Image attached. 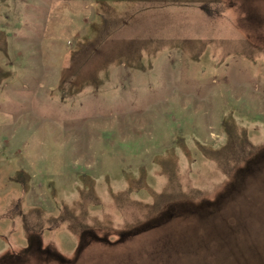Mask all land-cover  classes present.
I'll return each mask as SVG.
<instances>
[{
    "label": "rangeland",
    "instance_id": "1",
    "mask_svg": "<svg viewBox=\"0 0 264 264\" xmlns=\"http://www.w3.org/2000/svg\"><path fill=\"white\" fill-rule=\"evenodd\" d=\"M263 151L264 0H0V264H264Z\"/></svg>",
    "mask_w": 264,
    "mask_h": 264
},
{
    "label": "water",
    "instance_id": "2",
    "mask_svg": "<svg viewBox=\"0 0 264 264\" xmlns=\"http://www.w3.org/2000/svg\"><path fill=\"white\" fill-rule=\"evenodd\" d=\"M233 186V184L231 185ZM223 196V194L219 195V197ZM219 200L217 199L215 202H210V201H202L200 203H197L195 204L196 208L198 209H203L206 205V206H213V205H216L218 206ZM206 208V207H205ZM199 219H201L199 217ZM191 220H194L195 222L191 225L192 229H195V232L194 234H188L189 236V241L187 243L188 246L183 245L182 242H183V235H179L180 232L176 233L175 234V237L174 238H178L177 241L178 243H176V247H175V250L174 252L175 253H178V249H180L182 252L184 251V249L186 250L187 253H189V247L191 245H196V246H193V248L195 249H198L199 247L201 246H205L208 245V243L211 245V250L209 251L210 253H220L222 254L220 258H223L225 260V264H252V262H250V260L248 261L249 263L246 262V260H241V256L239 257L238 254L235 252V249L234 246H237V245H234L233 242H236L238 241L240 243V239H241V230L240 229H232L230 230L231 232V238L228 237V229L226 230V228L228 227V223L226 222V227H225V224H223L222 222L221 223H216L215 225L217 226L216 228L215 227H212L210 224H203L202 222V219L201 220H198L197 218H193ZM237 222V221H236ZM180 234H183V233H180ZM225 242L227 243H230L231 247H230V252H227V253H224L222 252L223 248L225 247ZM205 243V244H204ZM180 247H183V248H180ZM207 250L205 251L208 252V248H206ZM199 250H202V248H200ZM157 253V252H156ZM212 257V256H211ZM240 260H239V259ZM213 261V260H211ZM214 262H217V261H214Z\"/></svg>",
    "mask_w": 264,
    "mask_h": 264
},
{
    "label": "flooded vegetation",
    "instance_id": "3",
    "mask_svg": "<svg viewBox=\"0 0 264 264\" xmlns=\"http://www.w3.org/2000/svg\"><path fill=\"white\" fill-rule=\"evenodd\" d=\"M263 156H264V151L261 154V157H263ZM249 170H250V167H249ZM247 171H248V169H247ZM240 178L241 177H239L235 181V184L240 187V189H239L238 192H241L242 191V184L239 183ZM182 206H183L182 208L185 209L184 210L185 212L178 213L176 216L174 215L173 220L175 219L177 221H183V225L189 226V229H184L187 232H188V230L189 231L192 230L191 225L195 222L194 220H191L193 218H197L198 220H201L202 219L203 224H206L207 223V224H210L212 227H215V228L217 227L215 225L216 223H221L222 222L223 224H225V218H227V215L225 214V212L223 211V209H221L222 207H220L221 210L216 211L217 213H215L214 207L211 208V206L208 207V206L204 205L206 208L204 207L201 210L198 209V208H196L195 207L196 206L195 204H191V205H188V206L187 205H182ZM171 212L172 211H168V210L162 212L161 215H160V217L157 218V221L158 220H162L164 216L166 218H168V215H169V217H172L174 213H171ZM224 216H225V218H224ZM199 217L201 219H199ZM184 230H182V231H176V233H178V232L183 233ZM174 237L175 236H174L173 233H171V234L168 233V232L167 233H164L162 235L161 240H160V241H163L162 242L163 244L160 245V246H163V248H169V246H170L169 244H171V245L174 244L173 247L175 249V247L177 246L176 243H178V241H177L178 238H174ZM186 240H190L188 235L183 236V242H182V244H184V242H186V244H187V242H190V241H186ZM164 243H165V245H164ZM157 257H158V252H157ZM146 260H147V257H145V261ZM62 261H66V259L62 257L61 258V262ZM149 262H152V263H149V264H154L155 263V260H151ZM146 264H148V262Z\"/></svg>",
    "mask_w": 264,
    "mask_h": 264
},
{
    "label": "trees",
    "instance_id": "4",
    "mask_svg": "<svg viewBox=\"0 0 264 264\" xmlns=\"http://www.w3.org/2000/svg\"><path fill=\"white\" fill-rule=\"evenodd\" d=\"M262 172V171H261ZM242 190H245V185L244 184H242ZM220 210V209H219ZM215 211V210H214ZM215 213H217L216 211H215Z\"/></svg>",
    "mask_w": 264,
    "mask_h": 264
}]
</instances>
